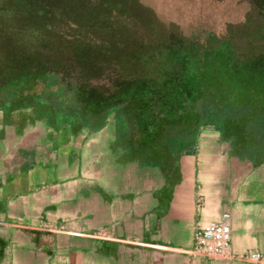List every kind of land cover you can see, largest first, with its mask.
Masks as SVG:
<instances>
[{"label":"crops","instance_id":"obj_1","mask_svg":"<svg viewBox=\"0 0 264 264\" xmlns=\"http://www.w3.org/2000/svg\"><path fill=\"white\" fill-rule=\"evenodd\" d=\"M116 113L0 106V264H264V142L216 123L143 141ZM223 219L211 254L197 235Z\"/></svg>","mask_w":264,"mask_h":264},{"label":"trees","instance_id":"obj_2","mask_svg":"<svg viewBox=\"0 0 264 264\" xmlns=\"http://www.w3.org/2000/svg\"><path fill=\"white\" fill-rule=\"evenodd\" d=\"M140 1L147 4L143 0ZM120 2L125 3L124 0ZM183 2L179 3L180 7L176 5V0H160L159 3L165 11L172 9L180 13L178 8L182 7ZM143 4H139L141 9ZM149 16L161 27L165 19L169 20L159 12H153ZM18 34L16 38L6 37L12 42L18 41L20 45L9 49V57L0 53V76L7 77L19 73L21 75V71L26 74L28 71L25 67L29 66L36 76L34 86H40L33 100L51 105L63 119L70 122H102L103 113L111 109L120 112L123 121L124 115L121 111L126 109L127 115L132 118L137 109L144 108L155 113L150 127L156 128L159 125L170 129L171 126L177 125L181 131L178 134L181 141L192 139L200 125L216 123L225 136L237 143H243L246 150H252L256 146L255 140L264 142V106L252 107L246 103L238 108L224 106L223 110H220L214 101L208 100L207 95L203 94L209 89L203 75L210 70L219 74L234 72L249 76V79L240 81L247 89L259 84L264 85V50L256 51L255 57H250L249 50L246 49L251 44H256L255 39L252 41L243 35L241 43H237L228 34L227 44L222 45L221 37L208 34L207 39L202 41L203 43L200 41L199 46L195 48L194 53L198 57L203 54L200 58L202 63L196 68V75L199 74L197 81L191 88H187L182 85L184 75L180 72L182 63L188 61L187 57L191 54L185 45L182 50H177L175 62L163 66L164 69L157 67L161 71L155 74L152 71L153 66L144 55L122 58L119 54L126 48L124 45L118 44L115 50H112L104 43L103 36L82 39L95 35L88 31L64 29L62 33L53 29H36L30 30L31 37H24L19 32ZM201 44L204 47L199 54ZM238 45H241L242 49ZM244 46L247 47L243 49ZM68 80H75L79 88L72 86L71 82L69 84ZM212 83L220 90L226 86L225 82L220 80ZM194 95L197 96L195 109L189 111V98ZM49 98L51 102L47 101ZM136 98L142 101L138 102ZM161 106L170 108L171 112L163 115L164 113L158 110ZM160 134L159 130L155 129L148 132L150 138H159Z\"/></svg>","mask_w":264,"mask_h":264},{"label":"rangeland","instance_id":"obj_3","mask_svg":"<svg viewBox=\"0 0 264 264\" xmlns=\"http://www.w3.org/2000/svg\"><path fill=\"white\" fill-rule=\"evenodd\" d=\"M124 1L125 3L120 0H0V53L9 57L8 52L11 48L15 49L20 45L18 41L12 42L6 39L8 36L16 38L19 36L18 32L24 37L25 35L31 37L30 30L36 29H53L62 33L64 29L88 31L95 35L82 39L103 36L104 43L112 50H115L118 44L124 45L126 48L120 51V57L132 58L142 54L149 60V64L153 66L152 71L156 74L161 71L160 69H164L163 66L175 62L177 50H182L185 45L191 54L187 57L188 61L182 63L180 72L184 75L183 87L191 88L198 79L196 68L202 63L200 58L203 54L200 53L204 45L200 46V57L194 53L195 48L209 35L221 37L222 45L227 44L228 34L237 43H241L243 35L252 41L255 39V45L243 47V49L247 47L250 57H255L256 51L264 50V11H262L264 0H176L178 7H180L179 3L184 1L182 7L178 8L180 13L172 9L165 11L159 3L160 0H143L147 4H143L140 0ZM139 4H143L142 9ZM153 12H159L162 17L169 18L162 22L164 28L149 16ZM196 34L197 36H194ZM238 46L242 49L241 45ZM196 56L198 58H195ZM25 69L28 71L26 74L21 71V75L19 73L7 77L0 76V106L34 104L38 107H48L49 104H40L33 100L40 86H34L36 76L32 73L33 70L29 66ZM170 75L174 76V74ZM203 78H206L209 84V89L203 94L207 95L208 100L214 101L220 110H223L224 106L238 108L246 103L252 107L264 106V85L245 88L240 83L249 79L245 74L234 72L219 74L210 70L203 75ZM215 80L224 81L226 86L221 90L218 89L215 83H212ZM71 81L67 82L70 84ZM71 84L79 88L75 80ZM196 98L195 95L189 98L191 102L187 107L189 111L195 109ZM136 101L140 102L142 99L136 98ZM158 110L164 113L163 115L171 112L170 108L165 106L159 107ZM121 112L124 115L123 121L130 125L133 120L136 124L132 133L133 138L143 141L150 138L148 131H154L153 127H150L153 124L152 117L155 115L153 110L137 109L132 118L127 115L126 109ZM112 116L115 122L121 120L120 112ZM154 125L156 126L157 123ZM156 130H159L161 133L159 138L163 140L176 137L181 132L177 125L171 126L170 129L157 125Z\"/></svg>","mask_w":264,"mask_h":264},{"label":"bare ground","instance_id":"obj_4","mask_svg":"<svg viewBox=\"0 0 264 264\" xmlns=\"http://www.w3.org/2000/svg\"><path fill=\"white\" fill-rule=\"evenodd\" d=\"M226 216L227 215H224V218H226ZM196 242L198 246L205 247L210 253H216L217 255L221 254L224 249L228 247L229 227L223 219L214 227L200 231L197 235Z\"/></svg>","mask_w":264,"mask_h":264}]
</instances>
